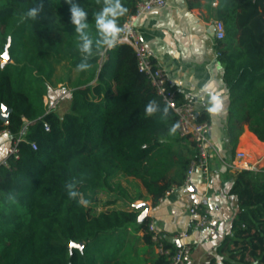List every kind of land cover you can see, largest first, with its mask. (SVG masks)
Wrapping results in <instances>:
<instances>
[{"label":"trees","instance_id":"trees-1","mask_svg":"<svg viewBox=\"0 0 264 264\" xmlns=\"http://www.w3.org/2000/svg\"><path fill=\"white\" fill-rule=\"evenodd\" d=\"M136 1L121 0L120 25ZM78 2L95 40L94 13L103 0ZM40 3L0 0V107L11 109L0 131L25 139L17 144L18 156L0 165V264H128L116 257L109 234L130 224L147 231L149 218L139 222L133 204L96 211L97 195L108 189L129 201L143 197L137 190L131 198L118 181L131 177L155 205L172 185H182L197 152L170 131L177 116L138 69L130 45L94 47L89 56L78 48L64 0H42L37 17H25ZM215 11L225 30L215 41L229 96L224 142L235 146L240 122L264 141V0H219ZM8 40L10 61L1 65ZM63 60L79 73L59 112L44 97L50 98L55 65ZM81 61L89 67L78 69ZM150 101L157 111L148 115ZM197 119L208 121V113ZM231 179L238 210L217 250L226 253L224 264H264V166L235 169ZM145 237L151 239L149 231ZM70 242L83 246L69 248ZM159 256L154 264L165 263Z\"/></svg>","mask_w":264,"mask_h":264},{"label":"crops","instance_id":"crops-1","mask_svg":"<svg viewBox=\"0 0 264 264\" xmlns=\"http://www.w3.org/2000/svg\"><path fill=\"white\" fill-rule=\"evenodd\" d=\"M218 3L219 0H165L162 7L141 15L135 21L136 29L152 59L165 69L172 80L177 99L183 101L192 97L196 101L197 116L203 111L208 113L213 145L209 154V182L204 184L200 172L195 171L189 185H172L155 205H151L150 198L145 197V189L131 177L121 178L126 183L125 186L121 184L122 187L125 189L133 185V195L126 190L130 197L133 198L137 190L143 197L129 201L119 193L115 196L114 191L108 189L100 192H104L101 196V199H105L104 203L114 200L113 203L105 204L106 208H129L131 204L145 202L146 217L163 233L171 248L178 245L175 235L187 228V207L205 192L203 203L210 210V220L215 230L188 231L184 241L190 245L191 252L184 264H224L222 260L226 253L218 251L217 246L230 231L231 220L238 210L237 197L229 193L231 174L237 169L233 165L236 152H246L254 164L253 169L264 166V141H260L245 122L235 124L241 128V132L233 148L224 142L229 96L223 83L222 66L217 59L213 37ZM57 93L51 106L57 104L59 108L64 97L59 99ZM211 95H217L221 100V108L216 113L207 111ZM45 99L49 100L46 96ZM11 139L9 133H0V165L7 159ZM182 142L188 143L185 140ZM146 232L143 228H136L135 224L111 232L109 237L116 247V257L128 264H154L160 256L152 240L146 239Z\"/></svg>","mask_w":264,"mask_h":264},{"label":"built area","instance_id":"built-area-1","mask_svg":"<svg viewBox=\"0 0 264 264\" xmlns=\"http://www.w3.org/2000/svg\"><path fill=\"white\" fill-rule=\"evenodd\" d=\"M165 4V0H137L134 5L133 12L127 16L122 23L123 31L119 35V42L126 43L134 50L137 67L148 77L155 92L160 96L176 114L177 121L174 125L179 136L193 142V146L197 152L196 157L192 158L186 170V175L182 186L189 185L191 176L195 171H199L204 184L210 179V161L209 154L213 147L211 140L212 125L207 120L197 119L196 101L192 97H187L183 101L177 99L176 89L172 80L168 77L165 69L155 62L140 34L138 33L135 21L141 15L158 9ZM225 35L223 21L219 18L214 20L213 37L216 40L222 39ZM218 55V52L216 51ZM44 128L48 130L49 126L44 122ZM1 132L9 131L3 129ZM10 134V133H9ZM25 140L22 135L11 139L8 146V155L18 156L17 144L19 141ZM33 149L36 148L35 143H31ZM248 154L244 151L236 152L234 168L237 169H253L254 164L248 159ZM205 192L200 198L187 207L186 222L187 228L178 232L174 238L178 240L175 249L165 247V236L158 230L152 220L147 223V231L151 234V240L154 243L155 250L159 255L165 257L164 264H184L190 257L191 247L184 241L190 229H206L214 232L215 226L210 220V210L203 203Z\"/></svg>","mask_w":264,"mask_h":264},{"label":"clouds","instance_id":"clouds-1","mask_svg":"<svg viewBox=\"0 0 264 264\" xmlns=\"http://www.w3.org/2000/svg\"><path fill=\"white\" fill-rule=\"evenodd\" d=\"M64 3L68 5L69 20L74 25V31L78 34V48L81 52L87 53L91 56L93 48L100 50L103 46L105 50L114 48L119 42V35L123 31V27L119 24L118 18L126 11L125 6L121 0H103L102 7L99 11L94 13V26L96 29V39L93 40L88 29L87 16L88 12L82 8L78 0H64ZM43 3L41 0L39 7H30L26 10L25 17L35 19L38 12L42 8ZM89 64L81 61L78 65V69H87ZM221 108V100L217 95H211L207 111L209 113H216ZM167 107L164 111L167 112ZM157 111V107L154 101H150L145 106V112L148 115ZM175 131V127L170 129ZM69 196H75L74 191H70Z\"/></svg>","mask_w":264,"mask_h":264},{"label":"rangeland","instance_id":"rangeland-1","mask_svg":"<svg viewBox=\"0 0 264 264\" xmlns=\"http://www.w3.org/2000/svg\"><path fill=\"white\" fill-rule=\"evenodd\" d=\"M78 73L79 72L77 69L69 67L67 62L64 60L61 61L60 63L56 64L55 65V72H54V75L52 78L54 84H52V88L50 91V94H51L50 97L51 96L52 97L50 100V98H48V96H46L49 99V101L46 100L44 97L45 103L51 104V101H53L54 99L57 98V96L55 95V92L61 93V94L57 93L59 99L63 98V97H67L69 95V91L71 90V82L75 80V78L78 76ZM66 107H67V102H66V106H65V102L64 103L61 102L59 108L56 110L61 112ZM121 178H124V177H121ZM121 178L118 181H119L120 185L122 184L123 186H125L126 183H125V181L121 180ZM125 189L126 190L128 189V192H130L131 195H133L135 192V187L133 185H131L130 187L127 186V187H125ZM103 193L99 192V194L97 195L99 200L96 203L95 208H94L96 211L106 208V206L104 205L105 199H101L102 198L101 196L103 195ZM114 193H115V196H117V194L119 192H118V190H115ZM130 194H129V196H130ZM109 195H111V194H109ZM104 198H106V197H104ZM107 208H110V207H107Z\"/></svg>","mask_w":264,"mask_h":264},{"label":"water","instance_id":"water-1","mask_svg":"<svg viewBox=\"0 0 264 264\" xmlns=\"http://www.w3.org/2000/svg\"><path fill=\"white\" fill-rule=\"evenodd\" d=\"M9 40L6 43L4 52L2 54L3 59L1 60V65H4L6 62L10 61V57L8 55V51H7V47L9 45ZM11 112V109L5 105H1L0 107V120L3 121L4 123H7L8 118H9V114ZM134 207L138 210H140V213L138 215V221H142L146 216H147V204L145 202H140V203H135L133 204ZM83 246V242H70L69 244V248L71 247H78V248H82Z\"/></svg>","mask_w":264,"mask_h":264}]
</instances>
